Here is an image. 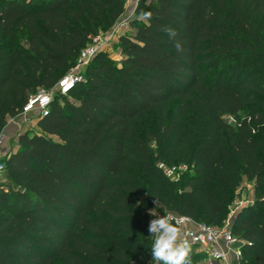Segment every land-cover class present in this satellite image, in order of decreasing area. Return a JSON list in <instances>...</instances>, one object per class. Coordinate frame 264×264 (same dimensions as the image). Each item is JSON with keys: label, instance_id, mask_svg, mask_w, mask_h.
Here are the masks:
<instances>
[{"label": "trees", "instance_id": "obj_1", "mask_svg": "<svg viewBox=\"0 0 264 264\" xmlns=\"http://www.w3.org/2000/svg\"><path fill=\"white\" fill-rule=\"evenodd\" d=\"M125 0H0V133ZM122 57L98 51L0 159V264H149V211L222 226L264 264V0H141ZM187 165L179 181L164 167ZM2 173V172H0Z\"/></svg>", "mask_w": 264, "mask_h": 264}, {"label": "built area", "instance_id": "obj_2", "mask_svg": "<svg viewBox=\"0 0 264 264\" xmlns=\"http://www.w3.org/2000/svg\"><path fill=\"white\" fill-rule=\"evenodd\" d=\"M95 43L85 47L78 58L77 65L71 69L64 77H62L56 86L52 89L42 92H37L29 97L22 110L17 116L25 118L23 125L30 121L36 122L47 114L49 106L53 101L54 94L58 92L66 95L68 94L75 85L84 80V76L75 71V68H79L88 63L93 59L95 54L98 52V45L100 39L94 37ZM32 117L27 119L26 117L31 115ZM15 116V117H17ZM12 121H14V118ZM16 119V118H15ZM32 124V123H31ZM21 125L19 132L24 130V126ZM7 135L3 131L0 133V158L5 156L7 153L15 151L8 149ZM19 147V143L16 140V148ZM4 164L0 163V172L4 171ZM188 169L187 165H178L173 167H164L165 174L174 181H179L180 174L177 170ZM171 213L178 222L182 231V239L186 240L190 247L195 246L201 248L206 253V264H243V250L242 246L245 244V240L239 235H236L232 230V220L227 219L222 226H212L204 223H197L191 218L177 214L174 212H166L160 215H166ZM148 220V226L151 219Z\"/></svg>", "mask_w": 264, "mask_h": 264}, {"label": "rangeland", "instance_id": "obj_3", "mask_svg": "<svg viewBox=\"0 0 264 264\" xmlns=\"http://www.w3.org/2000/svg\"><path fill=\"white\" fill-rule=\"evenodd\" d=\"M141 0H125V11L124 13L117 19V21L108 29H102L100 33L95 36L100 41L98 42V51L104 50L107 51L110 56L114 60H120L122 57L120 44H119V37L121 35H132L134 33V27L132 23L139 19V14L137 13V8ZM95 43L94 38L91 40L89 45H93ZM87 69V65H83L79 68H75V71L77 73L82 74L85 76V71ZM47 91V90H39L38 92ZM56 94H54L53 99H55ZM32 117V114L27 116L26 118L29 119ZM14 121H12V118L8 119V124L6 128L4 129L5 134L7 135L8 140V149L17 151L18 148H16V140L18 141L19 135L22 132L26 131H33L38 132V125H36V122L30 123L27 122V125H23L25 118L22 116L13 117ZM16 118V119H15ZM24 126V130L19 132L20 126ZM13 151V152H15ZM2 158V156H1ZM0 158V159H1ZM189 169H182L177 170V172L180 174V178L185 174L186 171ZM0 178H4V172L0 173ZM254 198V190L252 187V184L249 183H243L241 187H239L234 192V197L231 203L228 207V215L227 219L231 218V220L235 219L238 212L241 211V209L247 205L248 203L252 202ZM143 206L147 211H150V209L147 206V199L143 200ZM156 212V211H155ZM159 214L158 212H156ZM206 253L201 250V248L192 246L191 247V253L189 258V264H206V261L208 258H206Z\"/></svg>", "mask_w": 264, "mask_h": 264}, {"label": "clouds", "instance_id": "obj_4", "mask_svg": "<svg viewBox=\"0 0 264 264\" xmlns=\"http://www.w3.org/2000/svg\"><path fill=\"white\" fill-rule=\"evenodd\" d=\"M154 217L148 231L152 238L149 264H189L191 247L183 240L181 227L171 214L160 215L154 209L149 211Z\"/></svg>", "mask_w": 264, "mask_h": 264}, {"label": "crops", "instance_id": "obj_5", "mask_svg": "<svg viewBox=\"0 0 264 264\" xmlns=\"http://www.w3.org/2000/svg\"><path fill=\"white\" fill-rule=\"evenodd\" d=\"M245 183H248L247 181H246V179H245ZM250 184V183H249Z\"/></svg>", "mask_w": 264, "mask_h": 264}]
</instances>
